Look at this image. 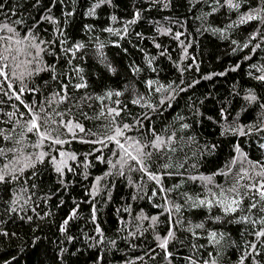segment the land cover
I'll return each instance as SVG.
<instances>
[{"label":"trees","instance_id":"obj_1","mask_svg":"<svg viewBox=\"0 0 264 264\" xmlns=\"http://www.w3.org/2000/svg\"><path fill=\"white\" fill-rule=\"evenodd\" d=\"M96 2L0 0L4 5L0 9V25L9 24L21 35L31 29L39 39L57 41L47 46L48 52L55 55H44L43 60L56 65L62 82L71 81L70 99L59 103L53 99L59 83L51 79V73L41 72L25 79L27 87H35L37 92H26L22 99L29 105L34 102L43 105L54 119H58L56 112H66L65 119L78 120L96 134L95 137L81 134L84 139L100 138L107 133L108 121L96 118L103 105L117 107V100L120 106L127 104L126 114H123L125 123L131 124L147 114L150 120L144 121L145 128H153L161 136L175 133V151L154 153L150 167L156 173H171L162 177L163 187L171 191L158 193L149 200L156 188L155 182L138 171L127 169L125 176H105L110 168L96 160L95 155L100 153L88 156L91 166L85 168V154L99 145L73 140L63 147L75 153L78 161L69 162L74 172H65L64 184L47 160L34 169H26L18 180L0 184V264H189L188 257L197 264L208 260H215L216 264H239L241 256L251 251L250 242L256 244L260 255L247 256L244 264H264V246L252 234L259 225L235 222L243 215L259 219L261 213L240 211L235 216H224L218 207L209 210L196 207L192 202L210 192L227 191L234 185L243 193V185L251 181L246 177L237 185L239 174L248 170L250 176H255L251 163L264 162V147H261L264 131H256L264 127V108L261 107L264 81L254 78L264 74L261 71L264 69V35H261L264 22L239 23L242 14L258 8L264 0H237L239 9L222 6L224 0L219 3L216 0H110L89 15V9ZM137 11L139 19L129 24ZM17 20L22 23L14 24ZM229 24L232 27H228ZM109 27L114 31H105ZM58 29L63 31V36ZM177 33L179 38H176ZM254 34H257L256 39L249 42ZM233 40L237 44H232ZM77 43L85 48L76 52L75 57L71 52L66 53L65 49ZM245 43L249 45L247 48L243 47ZM257 44L259 48L255 47ZM109 63L115 72L106 67ZM236 65L239 68L233 71ZM77 67L82 69L80 73L74 70ZM81 82L87 87L71 86ZM13 85L18 88L19 80H13ZM156 88L160 91H155ZM3 89L7 90V84ZM133 90L144 97L140 105L130 103ZM109 91H120L122 95L105 99L102 105L97 97ZM250 91L257 97L252 103L244 99ZM166 96L171 99L159 106V101ZM0 100L3 101L0 129L15 130L11 141L0 139V148L21 149L18 156L23 161L26 154L36 151L31 145L37 137L24 131L23 120L19 125L9 123L6 114L16 111L14 106L19 107L20 112L25 111L19 101L2 92ZM147 104L157 110L143 106ZM18 117L19 112L13 120ZM184 123L190 127L181 128ZM229 126H244L249 135L225 132ZM133 135L142 140L151 139L150 133ZM63 138L69 139L66 134ZM17 139L22 143L16 144ZM237 145L247 156L246 160L235 151ZM47 150L45 147L44 151ZM104 156L115 160L108 149L104 150ZM7 162V158L0 157V164ZM164 163H168L169 168H161ZM33 172L36 175H32ZM97 177H104L98 187L95 186ZM199 177H211V182ZM165 197L182 206L179 213H173V219L179 223L168 244V251L172 253L168 259L164 258L165 253L155 239L157 235L166 236L169 230V214L154 206L165 204ZM187 197H192V201ZM248 203L245 196L244 206ZM77 205V216L69 222L67 232L62 233L64 219ZM144 216L159 219L152 225ZM217 216L222 219L214 220ZM199 223H203L204 228H195ZM97 225L103 232L102 237ZM211 231L218 234V242H210ZM5 232L8 235H3ZM129 233H135V238ZM100 240L102 242L97 243ZM112 240L116 241L115 245Z\"/></svg>","mask_w":264,"mask_h":264},{"label":"snow or ice","instance_id":"obj_2","mask_svg":"<svg viewBox=\"0 0 264 264\" xmlns=\"http://www.w3.org/2000/svg\"><path fill=\"white\" fill-rule=\"evenodd\" d=\"M55 2V0H53ZM62 2V0H61ZM219 3V0H216ZM110 3V0H97V2L89 9L88 14L93 15L95 13V9L100 7L102 4ZM230 9H239L240 4L237 0H224V5ZM4 5L0 3V9H3ZM215 11V9H214ZM67 15H71V13H67ZM140 17V12L137 11L134 14V17L131 21H128L129 24L136 23L137 19ZM45 19H49L45 17ZM115 20V17H112ZM253 20H259L264 22V2H262L261 6L256 9H251L247 13L241 15L239 23L245 24L251 22ZM14 24H21L22 21H14ZM228 27H232L231 24ZM60 35L63 36V31L59 30ZM107 32H113L114 29L111 27L105 29ZM217 31L223 32V29H217ZM124 32H127V28L125 27ZM0 92L5 96H9V98L14 97L15 100L19 101V104L22 105L25 109L24 112L19 111V107H16V111L9 112L6 115L9 117V123H15L19 125L21 120H23V129L26 133H31L37 137L36 141L31 145L32 148L36 149L33 153H28L24 156L23 161L18 156V153L21 152L19 148H0V157H5L8 159L7 163L0 164V184H6L10 181L18 180L20 175H22L26 169L35 168L37 164H42L47 160L52 166L55 173L60 177V183L64 184L63 177L65 172H74L73 167L69 163L70 161L76 162L78 161V156L73 153L64 150L65 144H70L73 140H79L82 143H88L91 145H99V147H94L92 151L85 154V160L83 162V166L85 168L91 166V161L88 160V156L95 155L96 153H100V155H95V158L100 163H106L109 165L110 170L105 173V176L110 175H118L125 176L127 169L129 172L138 171L142 173L143 176H146L149 180L155 182L156 188L152 191L151 196H149V200H152L153 197H156L159 194H164L171 189H165L162 184V177L164 175H170L171 173L163 172L156 173L150 170V167L153 163V155L154 153H160L165 150L167 151H175L173 147L175 142V133H171L167 136H161L159 133L155 131L153 128H145L144 121L150 120V116L144 114L141 118H136L133 123H125L124 115L126 114L127 104L120 106V101H115L118 105L117 107H109L107 105H103V101L105 99H111L113 96L119 97L122 95L120 91L116 92H107L103 97H97L98 100L101 101L103 107L99 115L96 117L104 118L108 121V131L105 135L100 138L94 139H84L85 135L96 136L95 133H91L89 129H86L83 124H81L78 120H73L71 118L65 119L64 117L67 115L66 112H56L55 116L58 119H54L50 113L45 110L43 105H38L35 102L31 105L25 103L22 99L26 92L35 94L37 89L35 87L29 88L24 83L25 79L29 77H33L39 75L41 72H49L51 73V79L59 83L58 90L53 93V99L57 100L59 103H65L70 99L69 95V83H64L60 80V74L56 71V65L47 64L44 62V55H55V52H48V45L55 44L57 41H45L39 39L36 35L32 34L31 29L25 31L23 35L13 26L9 24L0 25ZM120 35L119 32L116 33ZM260 34V33H257ZM257 34H254L249 37V42L253 39H256ZM179 33L176 34V38H179ZM264 35V34H261ZM123 38V37H121ZM64 43V41H61ZM232 44H237V41L233 40ZM249 45L245 43L243 47L247 48ZM157 48H160L159 44H156ZM259 48L260 45L257 44L255 46ZM85 48V45L77 43L73 45L71 48L65 49L66 53L71 52L72 56L75 57V53L81 51ZM100 48H103V45H100ZM98 55L102 56V53L98 51ZM164 52H161L163 55ZM86 55V53H84ZM82 58V57H81ZM71 62V61H69ZM151 63V61H149ZM42 65V66H41ZM106 67L109 68L110 71L115 72V69L111 67L110 63L106 64ZM239 68V65H236L232 70L235 71ZM19 74L17 75V71ZM77 73H80L82 69L75 68ZM138 71V69H137ZM261 71H264L262 69ZM219 75H224V73H220ZM251 75V73H250ZM205 79H209L210 77H204ZM260 81H264V74L254 77ZM83 81V77L80 78ZM13 80H19L20 86L18 88L14 87ZM7 84V90L3 89V85ZM76 89L86 88L87 84L85 82L77 83L71 85ZM148 86L151 88L152 82H148ZM185 89H180V91H184ZM155 91L159 92L160 88H156ZM91 99V97H88ZM171 99V96H166L165 98L159 101V106H164L167 104V101ZM249 103L255 102L257 97L250 91L249 95L244 98ZM144 97L138 93H135L133 90V98L130 103L134 105H140ZM0 103H3L0 100ZM145 107L150 108L152 111H156L157 109L153 107L151 104L143 105ZM169 107L171 105H168ZM264 108V104L261 105ZM17 112H19V117L13 120V117H16ZM222 117L226 120L227 117L224 116V110H221ZM27 116V119L24 117ZM85 118L88 117L85 115ZM190 126L186 123L181 124V128L187 129ZM144 131H141V130ZM66 134L69 139L63 138V134ZM14 129H0V139L11 141L12 140V132ZM225 132H231L232 134H238L241 136L249 135V132L244 130V126L239 128H233L229 126L224 130ZM257 132L264 131V127H260L256 129ZM140 133V136H145L146 133L151 134V139H141L139 136L133 135V133ZM224 134V132H222ZM16 144H21L22 141L17 139L15 141ZM115 146L114 148L111 146ZM45 147H47V151H44ZM264 147V145H261ZM108 149L112 156L115 157V160L106 159L104 156V150ZM235 151L240 153L243 159H247V156L242 153L239 145L236 146ZM9 153L13 155L11 157L8 156ZM55 153V154H53ZM236 162V158L233 159V163ZM19 165V167H17ZM161 168L167 169L169 168L168 163H164L160 165ZM183 167V165H181ZM251 167L255 171V176H250L248 170H243L239 174V178L236 181V184L239 185L240 181L244 180L246 177L251 181L248 184L243 185L245 191L241 193L237 186H233L227 191L220 189L219 191L210 192L209 195L204 196L203 198H197L195 201H192V197H187V200L192 201L193 205L196 207H206L211 210L213 207H218L223 212L224 216H235L237 212L243 211L251 213L253 210L261 213L259 219H254L249 215H243L237 217L235 222L237 223H245L251 224L253 226L259 225L256 227L254 232L252 233L258 240L262 242V246H264V162L255 161L251 163ZM258 169V170H257ZM32 175H36L35 172ZM257 177L259 179H257ZM85 179H87V175L85 174ZM104 177H97L95 181V186L98 187L99 181ZM192 179H198L197 177H192ZM199 179L207 182H211V177H199ZM34 187V186H33ZM245 196H247L249 203L245 207L244 201ZM135 198V197H134ZM94 199V196H93ZM259 205V207H258ZM155 207L162 208L163 212H167L169 214V230L166 236L161 237L157 235L155 239L159 242L158 247L162 249L165 253V259H168L172 256V253L168 251V244L171 239L174 238V228L179 221L173 219V213H179L181 210V205L171 203L165 197V204H156ZM79 205L74 207L69 215L64 219L60 231L62 233L67 232V228L69 222L73 220L77 216ZM163 212L161 214H163ZM95 205L93 204V222H95ZM31 219V218H29ZM143 219L150 220L152 225H155L158 222V216H144ZM216 221L222 219V217L217 216L213 218ZM195 228L202 229L204 228L203 223H199L195 225ZM97 232L102 237L103 232L97 225ZM194 236L195 232L192 233ZM3 235H8V233H3ZM129 235L135 238V233H129ZM217 233L215 231H211L209 233L210 242H218L217 241ZM67 239L71 240L72 237H67ZM102 240L97 241V243H101ZM111 243L115 245L116 241L112 240ZM195 248L196 246L193 245ZM251 251H247L244 255L241 256L239 264H244L247 256L260 255L257 251V246L255 243H249L248 245ZM138 259L143 260V257H139ZM189 264H197L196 261L192 260L191 257H188ZM203 264H216L215 260L204 261ZM258 264V262H257Z\"/></svg>","mask_w":264,"mask_h":264}]
</instances>
